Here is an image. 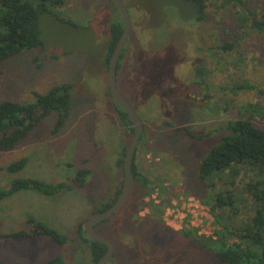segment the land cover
<instances>
[{
    "label": "rangeland",
    "instance_id": "obj_1",
    "mask_svg": "<svg viewBox=\"0 0 264 264\" xmlns=\"http://www.w3.org/2000/svg\"><path fill=\"white\" fill-rule=\"evenodd\" d=\"M250 1L252 8L264 13V0ZM129 6L133 27L125 49L130 56L121 61L117 84L145 125L135 157L139 171L161 185L162 198H171L176 206L163 207L164 214L159 212L156 219L144 218L136 209L96 231L114 242V264H221L213 252L161 221L167 215L182 218L190 206L195 207L194 214L202 208L209 191L198 178V164L225 133L220 130L198 141L184 127L196 135L210 133L236 119L238 108L264 105V36L241 34L229 7L209 6L206 18L199 21L182 0H129ZM48 7L51 14L41 17L45 48L26 50L0 63V103H33V92L44 94L55 85L73 83L72 114L59 134H52L58 119L55 112L15 150L0 152V168L30 158L22 172L0 169V186L8 188L13 179L27 177L67 182L86 167L93 173L83 189L56 196L20 192L0 204V232L25 227L31 213L75 240L67 247L46 236L0 238V261L8 264H42L56 256L75 255L90 262V249L76 237L77 226L122 188L124 170L117 161L134 135L124 127L110 96L105 66L110 20L120 19L113 0H66L63 9L50 3ZM230 42L234 49L223 53L219 46ZM142 64L140 78L132 70ZM199 68L206 71L199 79L205 81L202 86L196 83ZM242 84L257 89L234 91ZM187 94L194 100L206 99L207 106L193 104ZM256 124L264 129V120ZM144 193L136 181L130 201Z\"/></svg>",
    "mask_w": 264,
    "mask_h": 264
},
{
    "label": "trees",
    "instance_id": "obj_2",
    "mask_svg": "<svg viewBox=\"0 0 264 264\" xmlns=\"http://www.w3.org/2000/svg\"><path fill=\"white\" fill-rule=\"evenodd\" d=\"M125 1L130 9L129 0ZM182 2L195 10L196 19L199 21L206 18V9L209 6L229 7L241 34L246 36L256 33L264 36V13L252 8L250 0H182ZM49 3L57 9H63L66 0H0V63L26 50L45 48L41 17L46 13L51 14ZM117 11L120 19L116 20L112 17L110 20L106 68L124 31V23L118 8ZM55 16L67 24L78 26L74 21L61 19L59 14ZM234 47L235 45L230 42L219 46V49L223 53H229ZM121 57L123 58L124 54ZM120 66L121 62L118 71ZM205 75L206 71L199 68L196 83L205 85V81L199 80ZM74 87L73 83H62L55 85L44 94L35 91L33 94L36 101L33 103L2 101L0 152L15 150L31 136L43 120L55 112L58 114V119L52 134L57 135L64 130L72 114ZM256 89V86L242 84L237 85L234 91ZM260 94L263 95V92L260 91ZM186 99L193 104L207 106L206 99L194 100L191 94H187ZM115 105L120 112L124 127L134 133L133 124L127 114L116 103ZM258 119L264 120V105L248 104L238 108L237 118L230 120L219 130L196 135L189 128L184 127L187 135L198 141L220 130H224L225 133L220 142L213 145L198 164V178L209 191L200 204L203 209H198L194 214L195 207L190 206L184 210L182 218L177 216L168 218L167 215L161 223L192 239L200 248L213 252L221 264H264V129L256 124ZM127 148L125 145L119 154L117 161L119 168L123 166ZM29 161L30 158L23 157L0 169L10 174L19 173L27 167ZM134 172L136 181L145 193L135 200L130 201V198L120 212L99 226L110 223L114 218L129 216L136 209H140L142 217L156 219L163 207L167 209L176 206L169 201L171 198L165 200L162 198L161 185H156L149 177L140 173L136 158ZM92 173L90 168H80L74 178L58 183L31 177L13 179L8 188L0 186V204L20 192L36 191L45 196H56L75 189H83L88 185ZM121 190L122 188L117 191L113 199L100 202L93 215L109 209L116 202ZM184 193L188 196L186 190ZM197 214L200 216H196ZM119 229L118 226L117 230ZM39 236L50 237L61 246L72 247L75 243L74 239L60 233L31 213L26 215L25 227L11 232H0V238L5 240H26ZM76 237L83 246L90 249V262L82 256L75 255L73 258L56 256L42 264H97L106 254L107 246L88 237L84 222L77 226ZM139 242L138 240L137 244H140ZM133 249L132 255L136 256L135 251L138 250V246ZM140 253L143 254L141 251ZM115 257L114 255L109 264H114ZM0 264L8 263L0 261Z\"/></svg>",
    "mask_w": 264,
    "mask_h": 264
},
{
    "label": "water",
    "instance_id": "obj_3",
    "mask_svg": "<svg viewBox=\"0 0 264 264\" xmlns=\"http://www.w3.org/2000/svg\"><path fill=\"white\" fill-rule=\"evenodd\" d=\"M113 2L121 14L124 23V31L108 65V84H109L110 94L113 100L122 109V111L125 114H127L128 118L132 122L134 128V135L131 140V143L127 148L126 155L124 157V162H123L124 181H123L121 193L118 196L116 202L109 209L93 215L91 218H89L84 222V229L88 237L95 242H99L107 246L106 254L101 258V260L97 264H109L114 258L115 244L111 239L99 234L96 231V228L102 222L111 219L118 212H120L131 198L136 183V176L134 172L135 157L145 129V125L143 121L139 118L135 108L122 95V93L118 88V84H117L118 65L122 53L129 41L132 32L133 21H132L130 9L127 6L125 0H113Z\"/></svg>",
    "mask_w": 264,
    "mask_h": 264
},
{
    "label": "flooded vegetation",
    "instance_id": "obj_4",
    "mask_svg": "<svg viewBox=\"0 0 264 264\" xmlns=\"http://www.w3.org/2000/svg\"><path fill=\"white\" fill-rule=\"evenodd\" d=\"M131 13V12H130ZM122 54H124L125 56H130V51L129 50H127V49H124V51H123V53ZM124 58V57H123ZM122 57H121V59H120V62L122 61V59H123ZM144 65L142 64V65H139V70H132V72H134L135 74H137V75H139V77L140 78H142L143 77V73H142V67H143ZM119 72V71H118ZM115 102V101H114ZM136 110V109H135ZM97 227H99V225L97 226ZM114 243V242H113ZM115 251H116V247H115Z\"/></svg>",
    "mask_w": 264,
    "mask_h": 264
}]
</instances>
